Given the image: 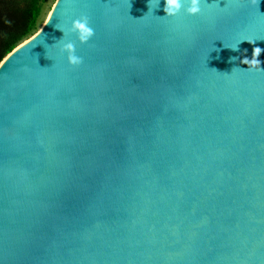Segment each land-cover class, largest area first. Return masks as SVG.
<instances>
[{"label": "water", "instance_id": "water-1", "mask_svg": "<svg viewBox=\"0 0 264 264\" xmlns=\"http://www.w3.org/2000/svg\"><path fill=\"white\" fill-rule=\"evenodd\" d=\"M163 8L57 0L1 61L0 264H264V0Z\"/></svg>", "mask_w": 264, "mask_h": 264}, {"label": "trees", "instance_id": "trees-1", "mask_svg": "<svg viewBox=\"0 0 264 264\" xmlns=\"http://www.w3.org/2000/svg\"><path fill=\"white\" fill-rule=\"evenodd\" d=\"M46 0H0V63L15 47L35 34Z\"/></svg>", "mask_w": 264, "mask_h": 264}, {"label": "clouds", "instance_id": "clouds-1", "mask_svg": "<svg viewBox=\"0 0 264 264\" xmlns=\"http://www.w3.org/2000/svg\"><path fill=\"white\" fill-rule=\"evenodd\" d=\"M253 3H256V0H253ZM217 7H220V5L217 4ZM182 8L189 15L199 14L202 11L201 0H187L186 7L185 0H164L163 11L167 16L177 15ZM69 31L75 32L77 34L78 40L81 43H87L89 39L94 35L93 28L89 26V17L87 15H81L80 17L72 20L71 28L69 29ZM247 42L253 45L256 44L255 40ZM232 50L238 51L239 44L234 45L232 47ZM60 51L62 53H67V60L71 65H79L83 62L82 57L76 54L75 43L70 40L62 43ZM245 51L247 50L245 49ZM262 52H264V49L259 46H254L251 58L244 56L243 59L240 60V63L247 65L248 70L254 69L256 71H264V67L261 66L262 61L258 59ZM231 59H235V57Z\"/></svg>", "mask_w": 264, "mask_h": 264}, {"label": "rangeland", "instance_id": "rangeland-1", "mask_svg": "<svg viewBox=\"0 0 264 264\" xmlns=\"http://www.w3.org/2000/svg\"><path fill=\"white\" fill-rule=\"evenodd\" d=\"M57 0H46L43 5H42V9H41V13H42V23L40 24V28H42L44 22L47 20V18L49 17L55 3ZM30 38V37H29ZM27 38V39H29ZM27 39H25L23 42H25ZM21 42V43H23ZM20 43V44H21ZM16 48V47H15ZM14 50V49H13ZM8 55V54H7Z\"/></svg>", "mask_w": 264, "mask_h": 264}, {"label": "bare ground", "instance_id": "bare-ground-1", "mask_svg": "<svg viewBox=\"0 0 264 264\" xmlns=\"http://www.w3.org/2000/svg\"><path fill=\"white\" fill-rule=\"evenodd\" d=\"M51 14V13H50ZM49 17H50V15H49Z\"/></svg>", "mask_w": 264, "mask_h": 264}]
</instances>
